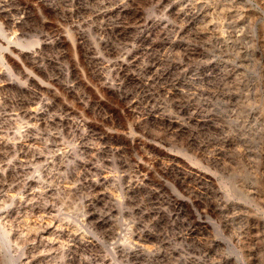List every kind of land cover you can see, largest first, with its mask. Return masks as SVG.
I'll use <instances>...</instances> for the list:
<instances>
[{
	"label": "rangeland",
	"instance_id": "rangeland-1",
	"mask_svg": "<svg viewBox=\"0 0 264 264\" xmlns=\"http://www.w3.org/2000/svg\"><path fill=\"white\" fill-rule=\"evenodd\" d=\"M0 264H264V0H0Z\"/></svg>",
	"mask_w": 264,
	"mask_h": 264
}]
</instances>
